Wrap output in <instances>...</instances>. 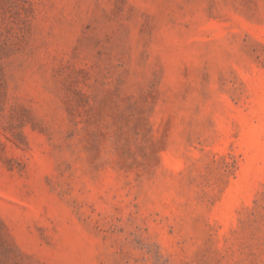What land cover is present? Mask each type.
<instances>
[{
	"label": "rangeland",
	"instance_id": "374dc122",
	"mask_svg": "<svg viewBox=\"0 0 264 264\" xmlns=\"http://www.w3.org/2000/svg\"><path fill=\"white\" fill-rule=\"evenodd\" d=\"M0 264H264V0H0Z\"/></svg>",
	"mask_w": 264,
	"mask_h": 264
}]
</instances>
